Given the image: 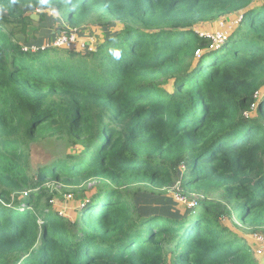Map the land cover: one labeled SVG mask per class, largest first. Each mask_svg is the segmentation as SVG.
Returning a JSON list of instances; mask_svg holds the SVG:
<instances>
[{"label": "trees", "instance_id": "1", "mask_svg": "<svg viewBox=\"0 0 264 264\" xmlns=\"http://www.w3.org/2000/svg\"><path fill=\"white\" fill-rule=\"evenodd\" d=\"M52 13L123 27L94 65L43 49ZM233 16L219 42L194 29ZM42 138L80 153L33 168ZM59 183L84 205L76 220L53 209ZM138 184H179L199 208L153 207ZM218 193L264 226V0H0V264H263L222 230Z\"/></svg>", "mask_w": 264, "mask_h": 264}, {"label": "rangeland", "instance_id": "2", "mask_svg": "<svg viewBox=\"0 0 264 264\" xmlns=\"http://www.w3.org/2000/svg\"><path fill=\"white\" fill-rule=\"evenodd\" d=\"M42 12V11H41ZM41 12L37 10L36 12L32 13L36 15L38 18L34 19L36 21L40 20ZM54 16L51 19V23L48 25L41 26L35 25L36 31L38 29L39 36H46L47 33H56V31H61V29L68 30L69 25L67 24L65 18L60 17L57 14L52 13ZM32 17V15H31ZM60 17V18H59ZM59 18L60 22L55 19ZM241 16L236 17H228V18H220L215 20L214 22H210L208 24H197L194 29L200 33L201 36L212 38L216 42L221 41L228 34H232V32L241 25ZM112 24L115 23V28H110L108 26L99 25L96 18L89 20L86 24L83 25L82 28L72 29L76 31L75 33L78 35V43L72 47H56V42L58 37L54 38L53 42L50 44L48 43L50 40L44 42L45 47L43 49H57V50H70L73 48L80 53H85L87 56L83 59V61H90L92 52H96L98 47L105 42V34L112 32H117L119 29H122V25L117 22H111ZM52 25V26H51ZM51 26V27H49ZM68 26V27H67ZM112 27V26H111ZM32 30V28H31ZM82 31V32H81ZM18 35H23L19 33ZM59 36V33L57 34ZM25 37V36H24ZM46 40V39H45ZM52 41V39H51ZM90 43V44H89ZM26 49V48H25ZM33 51H39V46L32 48ZM94 65L97 64L96 60H91ZM170 92L174 91V87L170 84L167 87ZM81 148L79 147H69L67 143L63 141L58 142L54 141L50 138H42L38 142L34 143L31 147V165L33 168H38L39 166L48 165L55 157L68 155V154H78L80 153ZM98 184L97 180L93 181L92 183L88 184L87 189H93V191L87 193L91 195L95 190L94 188ZM55 192H57V196L53 201V209L62 217L68 218L71 220H76L79 216V211L84 206L81 200L75 197V194L72 192L74 189L72 186L64 185L62 183L59 184H51L50 185ZM76 189H83L79 187H75ZM136 188H140L144 192L148 194L150 204L153 207H159L162 204H167L168 206H174L177 210H179L182 214H186L189 212L190 209L193 207L199 208L198 201H199V194L183 190L181 185H177L175 188L166 189V190H158L154 189L145 184H138ZM134 188L135 192H139ZM151 192L157 193L155 198L151 199ZM142 194V192H140ZM138 201V197L136 195H131ZM212 198L221 200L220 202L224 205V210L222 208V217L218 220L219 224L222 226L223 231H229L234 236H239L246 240L245 245L249 246L252 249L253 254H255L256 258L259 259L264 264V226L262 227H252L248 226L241 222L238 218V211L237 207L234 206L235 204L231 201H225L221 194H215ZM140 201V200H139ZM147 201V202H149ZM167 264H173L168 261Z\"/></svg>", "mask_w": 264, "mask_h": 264}, {"label": "built area", "instance_id": "3", "mask_svg": "<svg viewBox=\"0 0 264 264\" xmlns=\"http://www.w3.org/2000/svg\"><path fill=\"white\" fill-rule=\"evenodd\" d=\"M76 31L68 30L66 32H61V34L58 36V39L56 42V47H72L78 43V35L75 33Z\"/></svg>", "mask_w": 264, "mask_h": 264}, {"label": "water", "instance_id": "4", "mask_svg": "<svg viewBox=\"0 0 264 264\" xmlns=\"http://www.w3.org/2000/svg\"><path fill=\"white\" fill-rule=\"evenodd\" d=\"M32 18H33V19H37L38 17H37L36 15H32ZM58 33L60 34L61 31H59ZM16 37H17V39H18L19 41H21V42H25V37H24L23 35H17Z\"/></svg>", "mask_w": 264, "mask_h": 264}, {"label": "bare ground", "instance_id": "5", "mask_svg": "<svg viewBox=\"0 0 264 264\" xmlns=\"http://www.w3.org/2000/svg\"><path fill=\"white\" fill-rule=\"evenodd\" d=\"M60 34H61V33H60ZM60 34H59V35H60Z\"/></svg>", "mask_w": 264, "mask_h": 264}, {"label": "clouds", "instance_id": "6", "mask_svg": "<svg viewBox=\"0 0 264 264\" xmlns=\"http://www.w3.org/2000/svg\"><path fill=\"white\" fill-rule=\"evenodd\" d=\"M117 55H118V53H117Z\"/></svg>", "mask_w": 264, "mask_h": 264}]
</instances>
